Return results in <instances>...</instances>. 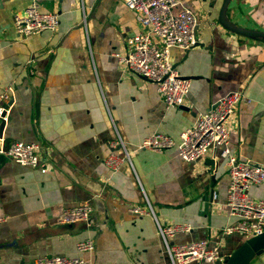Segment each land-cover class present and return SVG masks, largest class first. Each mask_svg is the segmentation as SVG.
Masks as SVG:
<instances>
[{"label":"crops","instance_id":"obj_1","mask_svg":"<svg viewBox=\"0 0 264 264\" xmlns=\"http://www.w3.org/2000/svg\"><path fill=\"white\" fill-rule=\"evenodd\" d=\"M197 19L196 43L170 50L180 76L193 77L184 107L166 109L156 85L120 65L126 41L141 33L135 14L121 0H46L59 26L19 36L12 16L29 0H0V93L14 86L0 146L34 142L42 168L20 166L0 155V264H35L39 257H81L85 264H171L157 225L185 224L192 230L175 245L208 241L219 245L222 261L244 241L219 237L234 224L224 205L229 177L213 147L185 163L176 147L161 153L137 150L153 134L179 142L199 114L229 92L247 99L238 106L229 147L240 161L264 168V39L239 35L226 26L264 33V0H177ZM118 137L131 152L116 173L104 165L122 156ZM211 193L205 207L204 199ZM264 198V182L250 188ZM154 216L131 214V205ZM88 203L89 225H59L64 208ZM93 240L92 252L76 244ZM250 264H264V253ZM194 264V263H190ZM203 264V263H202Z\"/></svg>","mask_w":264,"mask_h":264},{"label":"built area","instance_id":"obj_2","mask_svg":"<svg viewBox=\"0 0 264 264\" xmlns=\"http://www.w3.org/2000/svg\"><path fill=\"white\" fill-rule=\"evenodd\" d=\"M46 0H29L26 8L12 16V26L21 37L39 35L42 32L55 31L59 26V15L56 12L42 11L40 3ZM133 11L135 20L142 29L126 41L124 55L114 54L118 63L135 75L156 85L166 109L184 106L190 92L191 82L180 78L170 61V50L178 48L186 51L196 43L195 28L197 19L190 9L182 8L174 13L179 5L177 0H121ZM14 86L8 85L0 93V119L5 123L10 102L13 100ZM247 101L242 92H229L219 99L214 107L198 115L195 124L179 135L178 144L174 139L162 134H153L145 138L133 151L149 150L161 153L176 147L178 157L185 163L202 159L213 148H220V157L224 160L229 177L225 207L228 215L236 222L224 228L219 237L240 234L249 239L264 233V198L254 199L250 188L264 182V168L251 162L240 161L229 147L230 134L235 128L238 106ZM5 115L2 117V114ZM1 141V138H0ZM118 146L123 155L109 154L104 165L111 173H116L124 164L132 168L130 154L118 137L111 143ZM39 146L34 142H13L5 150L0 146V155L6 156L16 164L30 169L44 167L39 156ZM131 214L154 216L152 208L131 205ZM92 208L88 203L64 208L58 219L59 225L76 222L90 223ZM3 219L0 218V222ZM157 234L160 237L166 255L171 264H215L222 261L219 245L210 246L208 241H198L183 245L171 243L177 234H188L192 228L185 224H167L160 226ZM93 240L76 244L79 254L92 252ZM35 264H85L81 257L64 256L39 257Z\"/></svg>","mask_w":264,"mask_h":264},{"label":"water","instance_id":"obj_3","mask_svg":"<svg viewBox=\"0 0 264 264\" xmlns=\"http://www.w3.org/2000/svg\"><path fill=\"white\" fill-rule=\"evenodd\" d=\"M226 26L229 27L230 30L233 32L243 35L245 37L250 38H261L264 39V33L260 31H253V30H247L242 29L236 26H233L232 24L225 21ZM197 26L195 28L196 32ZM183 80H192L193 77L188 76H180ZM12 102L9 103L11 105ZM214 107V106H213ZM212 107V108H213ZM181 110H187L186 107L181 106L179 107ZM5 115V113L2 114V117ZM6 123L0 119V138L2 137V133L4 130ZM208 199H204L205 207H207L208 202L211 200V193L207 197ZM264 253V233L259 236H253L249 239H245V241L238 246L230 255L226 257V260L224 261H218L215 264H250L256 257L261 256Z\"/></svg>","mask_w":264,"mask_h":264},{"label":"rangeland","instance_id":"obj_4","mask_svg":"<svg viewBox=\"0 0 264 264\" xmlns=\"http://www.w3.org/2000/svg\"><path fill=\"white\" fill-rule=\"evenodd\" d=\"M258 258H255V260L254 261H256ZM226 260V258L224 259V261Z\"/></svg>","mask_w":264,"mask_h":264}]
</instances>
